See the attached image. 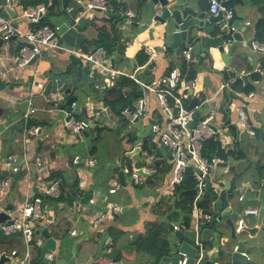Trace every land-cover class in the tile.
Listing matches in <instances>:
<instances>
[{
  "label": "crops",
  "instance_id": "0c3cea01",
  "mask_svg": "<svg viewBox=\"0 0 264 264\" xmlns=\"http://www.w3.org/2000/svg\"><path fill=\"white\" fill-rule=\"evenodd\" d=\"M13 1L16 2L15 6H13ZM57 1L59 5L54 4L55 0L10 1L17 11L18 4L37 6L35 2H38V5L46 6V22L54 28H59L60 34L53 42L56 48H43V56L39 62L26 69L15 70L13 68V58L25 43L24 39L18 38L16 41L4 44L0 50V72L6 84L14 86L12 90L7 88L0 92V108L3 109L2 117H0L3 159L26 157L30 163L29 170L35 184H49L54 181H58L60 184L61 195L59 198H44L48 216L45 221L36 226H41L42 232L48 229L51 237L56 239L58 244L73 247V252L58 256L54 252L55 260L48 264H64L63 260L67 261V264H73V262H75L74 264H112L122 262L124 258L138 264H158L145 250H142L141 253L130 251L138 242L144 241L143 238L149 231L148 225L158 222V214L154 212V206L163 196H172L175 191L165 193V190L162 189L163 186L158 188L151 185L152 187L145 188L154 193L158 192L157 198L154 195L139 196L140 193L137 195L138 197H135L134 191L142 189L139 185L132 186L131 183L123 187L118 179V173L124 170L126 177L131 176L132 166L129 162L126 163L124 169L120 168L121 158L128 149L127 135L130 132V126L143 132L146 126L152 125L155 120L162 119L161 106L155 94L143 91L137 82L128 78H119L118 80L124 81V86L111 94L109 100L120 97L129 98L134 90H140L142 96L145 95L144 115L130 124L125 116L115 114L104 100L107 77L93 70L91 64L84 61L79 54H89L99 48H104L112 66L117 71L133 75L151 88L162 86V80L170 73V70L178 69L175 67L176 63L181 56L184 57V54L181 50L161 51L165 46L162 33L158 32L156 27V30L151 31L153 25L149 26L147 21L150 0H123L127 7L126 12L123 11V3L120 0H106L114 8L113 14L106 16L94 12L86 18L81 17L85 9L81 1ZM243 1L247 5L246 9L242 8V5H238L237 11L244 19L237 21L234 27L235 32L240 33L245 39V45L241 46V60H237L235 64L232 63L230 68L236 73L235 77L228 72H220L206 65L199 68L198 65H195L196 79L192 82L196 86L185 99L189 108H191L192 102L197 100L198 112L205 116L213 106L221 105L224 92L221 93L220 89L226 83H231L235 88L237 81H242L241 89L235 91L244 95L254 94V98L247 104L246 109L249 123L256 134L254 137L244 133L238 138V118L232 109L218 113L215 122L221 131L215 141L218 149L223 154H228L226 163L232 160V165L228 167L230 169L246 167L248 163L241 164L243 159L252 160L254 164L257 163L258 156L255 151L264 139V56L253 50L252 47V42L264 44V0ZM0 7L3 13L2 0H0ZM68 10L71 12L69 13ZM117 14H121L124 24L123 28H118L113 32L111 23L113 19H117L115 18ZM127 14H130V17ZM111 18H113L112 21H110ZM17 20L23 31L30 28V24L25 20ZM137 24H139L138 27ZM140 27L143 29L140 30ZM104 29L107 31L108 37L107 41L102 42L100 35ZM148 50H154L156 57L150 58ZM199 60L196 58L194 64ZM93 74H99L100 77L94 78ZM257 74L262 77L259 81L254 79V75ZM35 75L43 80L45 85L52 78L58 81V85L71 83L73 87L68 97L79 89V97L85 98V101L78 100L75 109L82 112L95 125H99V128L95 131L88 128L81 136H76L65 130L67 113L59 111V106L53 104L43 91L32 92ZM244 76L248 77L249 83L243 80ZM249 85L254 86V90L247 92L244 87L247 88ZM29 100L35 109L29 125L38 127L40 130L37 136L28 137L25 140L23 117L29 111ZM77 118L79 119V117ZM136 122L137 124L134 125ZM103 133L116 136L119 144L108 151L106 160L104 158L101 161L98 144L102 140ZM228 140L231 141L229 144L226 143ZM218 141H220V146ZM141 142L140 139L139 143ZM157 147L152 158L146 157L145 160L151 162L148 168L152 176L159 175L160 179L166 183L172 176V166L167 164V167L163 161L168 156L167 151L161 154L159 152L161 147L159 145ZM149 148L152 149L150 144ZM76 157H81L86 164L87 161L94 160L95 165L74 168L73 161ZM39 163L41 166H38ZM22 167L20 180H14L10 192L3 200L5 209L14 208L17 210L24 206L33 195H39L38 189L32 186L33 184L31 185L28 180V170L25 166ZM73 169L74 171H72ZM223 176L219 187L225 189V183L230 180L231 175L224 173L222 169L214 170L208 181H219ZM81 180L85 183L82 188H80ZM116 188V193H110V190ZM205 192L206 189L200 194L204 196ZM83 193L92 194V200L85 206L80 204ZM245 201L244 209L257 208L254 203L247 199ZM199 202L200 199L198 206L203 211ZM112 204L121 207L119 214L109 213ZM234 207L236 209V205ZM193 212L192 209L191 220H193ZM100 216H105L102 224L93 225L92 222ZM247 222L249 224L251 220L249 219ZM176 225L184 224L176 222ZM166 228L162 232L163 237L169 233ZM73 230H78L77 236L72 235ZM42 232L38 239L44 245L45 239ZM105 233L108 236L101 249L100 243ZM0 234L3 235L0 236V258L2 256L6 258L3 264H14V262L17 264V260L24 258L27 252L23 235L17 233L7 236L1 231V226ZM116 250L122 252L120 258L114 254ZM13 251H17L15 260L12 256ZM33 255L35 256V252Z\"/></svg>",
  "mask_w": 264,
  "mask_h": 264
},
{
  "label": "water",
  "instance_id": "95a60500",
  "mask_svg": "<svg viewBox=\"0 0 264 264\" xmlns=\"http://www.w3.org/2000/svg\"><path fill=\"white\" fill-rule=\"evenodd\" d=\"M10 1L2 0L4 5L3 15L10 19H16L18 11L15 10L12 4H9ZM79 1L86 6L88 0ZM120 1L123 3V0ZM220 1L222 5L230 8L233 14L232 19L227 23L224 21L222 14L209 17L208 8L210 0H150L147 21L149 26L153 25L151 31L157 28V31L162 33L165 46L161 51L168 50L173 52L181 50L183 53L189 52L191 54V62H195L196 58H201L203 66L206 65L220 72H228L231 76L235 77L236 73L230 68L232 63L235 64L237 60H241V46L245 45V39L240 33L233 31L232 27H234L237 21L244 19L239 15L237 6L242 5V8L246 9L247 5H245L243 0ZM54 4L59 5V2L55 0ZM123 11H127L125 3H123ZM115 18L119 19L115 25L116 29L123 28L124 22L121 19V14H117ZM42 21L46 22L47 17L44 16ZM15 25L17 26V23ZM141 29L143 28L140 27ZM16 40V37L11 38L9 41H4L0 38V50L4 44ZM113 51L115 52L116 50L114 49ZM35 63L36 58L32 60L30 65ZM93 77L97 78L100 75L93 74ZM243 80L249 83L247 76H244ZM72 87L71 83H61L58 85V81L52 78L45 86L43 92L46 96H50L51 94L60 95V99L56 103H53L59 106V111L72 112L81 121L86 122L89 129L97 130L99 125H95L82 112L72 108V104L77 103L78 100L85 101V98L79 97V89L68 97L71 94ZM7 88L12 90L14 86H8L0 72V92L5 91ZM196 103L197 100L193 101L191 108L196 107ZM2 113L3 109L0 108V117H2ZM201 117L200 112H197L190 126L191 129L196 126ZM136 124L137 122L134 125ZM130 128V132L136 135L137 140L124 152L120 168L124 169L126 163L129 162L146 179L152 176V174H146L142 170L151 165V162H146L145 158L151 159L153 156V151L149 148L152 125L146 126L143 132L140 129H136V127L130 126ZM214 130L218 138L219 133L216 128ZM140 139L141 143H139ZM218 144L220 146V141H218ZM263 144L264 139L255 151L258 156L257 163L254 164L252 160L243 159L241 164L248 163L246 167L241 169L228 168V174L231 175V178L225 183V189H220L219 187L224 176L219 181L213 182L209 180L207 182L205 187L206 192L201 201L208 199L211 202L209 208L202 211L201 215L203 218L201 220L193 219L183 223L186 230H175L174 225H176V222H166L167 230L172 236H168L166 239L164 237L165 254L158 261V264H178L181 253L186 254L189 258L188 264H264ZM19 162H22V159H19ZM84 165V162H79L75 164L74 168L84 167ZM230 165H232V160H229V163L221 164L220 167H229ZM21 175L22 171H19L18 173L11 174V177L14 180H20ZM4 179H6L5 176H0V180ZM118 179L123 187H126L128 183L137 187L131 177H126L124 170L118 173ZM195 191L198 192L199 188H196ZM140 195L145 197L154 195L157 198L159 193H154L144 188L140 190ZM241 196H244L242 200L239 199ZM246 199L257 206L258 213L255 216L249 217L247 220L250 219L251 222L249 224L246 222L245 227L240 232H237L235 221L241 215L246 205ZM91 200L92 194L83 193L80 204L85 206ZM234 204L236 205V209L235 207L233 208ZM4 206V202L0 200V226L11 223V215L15 212L14 208L4 209ZM42 235L45 243L40 250V259L44 264H48V261L44 257L48 252H55L57 256L73 252V247L58 244L57 240L51 237L48 229H45ZM107 236L108 234L105 233L101 240V249L106 242ZM5 261V256H2L0 264H3ZM122 262L123 264L136 263L125 258L122 259ZM63 263L67 264L68 262L63 260ZM14 264L16 263L14 262Z\"/></svg>",
  "mask_w": 264,
  "mask_h": 264
},
{
  "label": "built area",
  "instance_id": "2783aa9c",
  "mask_svg": "<svg viewBox=\"0 0 264 264\" xmlns=\"http://www.w3.org/2000/svg\"><path fill=\"white\" fill-rule=\"evenodd\" d=\"M9 4H11V2H9ZM15 5L16 2L14 1L13 6ZM84 8L85 9L81 14L82 18L89 17L94 14V12H99L106 16L114 13V8L106 0H88L87 5L84 6ZM18 12V18L10 19L3 15L0 7V38L4 41H9L11 38L16 37L17 39L22 38L25 41L13 58V68L15 70L28 68L32 60L35 58V64H37L43 56V48H56V45L53 42L56 36L60 34L59 28H52L50 26L39 27L42 18L47 13L46 6H27L25 4H18ZM68 12L70 13L71 11L68 10ZM219 14L223 15V19L226 23L233 17L231 9L222 5L220 0H210L208 8L209 17L218 16ZM127 16L130 17V14H127ZM17 19H22L28 22L30 28L27 31L20 29ZM15 23H17V26ZM247 25H249V23H247ZM232 30L236 31L235 27H232ZM252 47L253 50L260 52L264 56V44L252 42ZM183 54L187 61H191V54L189 52H184ZM79 56L87 63H90L93 70L100 72L107 77V88L114 86L119 78H128L137 82L142 87L143 91H150L155 94L161 106L163 117L161 120H155L152 124L151 142L166 149L168 153L166 162L168 165L172 166V176L168 182L163 184L162 189L165 190V193L174 192L175 189L183 183L185 175L191 169L196 181V187L199 188L196 202L193 205V219L198 220L203 218L201 215L202 211L198 206L199 199L203 197L200 193L205 190L206 183L214 170L219 168L222 169L224 173H228V167H220L221 164L226 163L225 160H222L219 157L207 158L203 155L205 143L208 140L217 139L214 128H216L220 136L221 131L217 128L215 122L217 121L218 113L222 111L221 105L213 106L208 114L202 116L196 126L191 129L190 126L194 121L199 106L189 108L185 99L189 96L190 92L195 89L196 84L185 80L180 81V73L178 69L171 70V72L162 80L161 87L151 88L143 82H140L133 75L117 71L112 66L108 53L104 48H99L95 52L89 54H79ZM148 56L150 58L156 57V52L154 50H148ZM34 79L35 81L32 84V92L35 90L44 91L46 85L43 80L37 78V75L34 76ZM225 91L230 92L235 96L230 101L227 109H232L236 112L238 118V138L244 133L254 137L256 134L249 123L246 111L247 104L254 98V94L249 93L244 95L235 92L231 83H226L222 86L220 92L222 93ZM144 96L145 95L140 97L134 103L133 111L130 109L123 110L122 115L127 118L130 124H133L144 115L146 107ZM48 97L52 103H56L60 99V95L58 94H51ZM28 105L29 111H27L23 117L25 124V140L28 137L37 136L40 130L38 127L29 125L35 109L32 106L31 100H29ZM72 108H76V103L72 104ZM64 129L72 132L76 136H81L83 132L88 129V125L86 122L78 119L72 112H69L67 113ZM230 142L231 141L228 140L226 143L229 144ZM2 151L3 147L0 139V176H5L6 178L0 180L1 202H3L4 198H6L10 192L12 183L14 182L11 174L22 171V166H25L28 170L27 176L30 184H33L32 186H35L39 191V195H33L24 206L15 210V213L11 215V223L1 225V231L7 236L17 233L23 235L27 252L24 258L17 260V264H30L35 250L41 249L43 246L42 241L38 239L35 231L36 225L45 221L48 216L43 197L59 198L61 195L60 184L58 181L49 184H35L29 170L30 163L28 159L24 157L22 162H19V158L17 157L3 159ZM79 162H84V164L88 166L95 165L94 160H89L86 164L81 157H76L73 161L74 165ZM38 166H41V164L39 163ZM142 170L146 174H151L148 167H145ZM130 175L136 185L140 186L143 184L145 178H143L133 167ZM84 184L85 183L81 180L80 188L84 187ZM116 192L117 188L110 190V193L112 194ZM243 198L244 196H241L239 199L242 200ZM120 212V206L117 204L111 205L109 213L119 214ZM257 213V208L243 209L241 215L235 221L237 232H240L245 227L249 217L255 216ZM199 215L201 216L200 218ZM102 217L103 216L96 218L92 224L97 226L101 225L103 219H105V216ZM174 229L186 230V227L184 225H174ZM72 235L77 236L78 230H73ZM12 256L17 258V251H13ZM44 257L49 263H51L55 260V253L48 252ZM188 260L189 258L187 255L181 253L179 255L178 264H188ZM112 264L123 263L117 262Z\"/></svg>",
  "mask_w": 264,
  "mask_h": 264
},
{
  "label": "trees",
  "instance_id": "16d2710c",
  "mask_svg": "<svg viewBox=\"0 0 264 264\" xmlns=\"http://www.w3.org/2000/svg\"><path fill=\"white\" fill-rule=\"evenodd\" d=\"M35 5H38V2H35ZM112 19L113 18H111L110 21H112ZM118 20H119L118 18L113 19L111 23V25L113 26V32L116 31L115 25H116V22H118ZM43 26H50L54 28L49 23L41 21L39 24V27H43ZM107 37H108L107 31L105 29L102 30L101 35H100V41L102 42L107 41L106 39ZM199 59L200 60L194 64V62L192 63L191 61H187L186 58L183 56L179 58L178 63H176L175 67L178 68V71L180 73V77H179L180 80L192 82L196 79L195 65H198V68H199L202 66V63H203V60H201V58ZM261 78L262 77L259 74L254 75V79H256L257 81L261 80ZM123 86H124V81H122L121 79L117 80L114 87L111 86V88L110 87L107 88L104 94L105 102L110 106L112 111L119 116L122 115V112L125 109H130L133 111L134 103L140 97H142V91L134 90L132 95H130L129 98L124 99V97L123 98L120 97L114 100L108 99L111 94L123 88ZM241 86H243L242 81H237L236 87L234 88L232 86V88L234 91L235 90L239 91L241 89ZM244 90H246L247 92H250L254 90V86L249 85L247 88L244 87ZM234 97L235 96L231 94L230 92H227V91L224 92V98L221 103L222 111H226L230 101ZM32 123L34 122L32 121ZM125 124L127 123L125 122ZM127 137H128L127 146L131 147L133 143L137 140L136 135L134 133L129 132ZM150 143H151V148L153 149L151 150L153 151V155H154V151H156L157 149H156L155 144H153L151 140H150ZM203 155L207 158L219 157L222 160H226L228 156V154H223L221 150L218 149V145L216 141L213 139L208 140L205 143ZM163 184L164 182L162 181V179H160V176L156 175V176H151L145 179L143 184L140 185L139 187L141 189L145 187L147 188L152 187V186L159 188L163 186ZM195 189H196V181L193 177V172L190 169L185 175L183 183L175 189V193L172 196H163L158 201V203L154 206L153 210L154 212H156V214H158V222L148 225L149 231L146 234V236L143 238L144 241L138 242L136 246L134 247V249L131 250L130 252L132 251L141 252L142 250H145V252L149 253L150 256H152L155 259V262L158 263V261L165 254V243H164V239H163L164 237H163L162 232L165 231L166 222L172 221V222L185 223L191 220L193 205L196 202V198L198 195V192H196ZM44 198L46 197H43V199ZM210 202L211 201L208 199L203 200L199 202V205L200 207L203 208V210H205L209 208ZM37 226L35 227V231H36V236L38 237L40 233L42 232V230H41V226L40 227H37ZM40 250L41 249L35 250V256L33 257L31 264H43L40 259ZM121 253L122 252H120L119 250H116L114 254L118 258H120ZM118 258H115V259L117 260Z\"/></svg>",
  "mask_w": 264,
  "mask_h": 264
},
{
  "label": "rangeland",
  "instance_id": "374dc122",
  "mask_svg": "<svg viewBox=\"0 0 264 264\" xmlns=\"http://www.w3.org/2000/svg\"><path fill=\"white\" fill-rule=\"evenodd\" d=\"M111 88V87H110ZM147 112H148V109H147ZM145 113V112H144ZM121 140V139H120ZM119 144V141H118V139H117V137L115 136H113V135H109V134H107V133H103V136H102V140H100V142H99V144H98V146H99V156H100V159H101V161H103L104 160V158H105V160L107 159V157H108V151L111 149V148H114L116 145H118ZM150 145H151V143H150ZM156 146V149H158V147H157V145H155ZM161 147V146H160ZM159 152L161 153V154H163V153H166V150L165 149H163V147H161V148H159ZM164 161V163L167 165V162H166V160L164 159L163 160ZM167 167H168V165H167ZM22 181V180H21ZM197 188V187H196ZM135 193H134V196L135 197H138L137 195L140 193V189H137V190H135L134 191ZM133 196V197H134ZM139 196H140V194H139ZM203 198V197H202ZM202 198H200V201H201V199ZM0 236H3V235H1L0 234ZM168 236H172L171 234H166L164 237H165V239L168 237ZM160 239V238H159ZM164 239V238H163ZM164 245V244H163ZM141 253V252H140ZM154 264V263H153Z\"/></svg>",
  "mask_w": 264,
  "mask_h": 264
}]
</instances>
